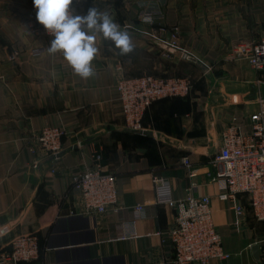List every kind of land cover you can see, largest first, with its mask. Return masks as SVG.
Listing matches in <instances>:
<instances>
[{
    "label": "crops",
    "instance_id": "crops-1",
    "mask_svg": "<svg viewBox=\"0 0 264 264\" xmlns=\"http://www.w3.org/2000/svg\"><path fill=\"white\" fill-rule=\"evenodd\" d=\"M73 1L77 14L93 7L109 13L135 47L121 55L97 32L94 71L81 78L62 52L47 51L50 38L31 30L39 24L32 0H0V252L28 233L38 238L40 256L21 264H174L167 234L173 205L154 201L153 178L160 177L174 200L209 196L213 224L231 254L220 264L263 260L264 221L255 220L243 197L244 214L236 215L207 174L223 127L236 122L247 129L264 98V75L240 53L264 40V0H147L157 4L150 23L141 17L143 0ZM170 42L195 61L167 52ZM35 48L39 54L31 53ZM145 73L192 83L187 96L151 103L141 119L146 134L126 130L115 89L120 77ZM52 125L65 130L60 154L31 153L34 135ZM95 154L115 175L117 211L85 213L71 188L72 175L91 167ZM138 203L143 212L133 217ZM133 219L134 236H120V223Z\"/></svg>",
    "mask_w": 264,
    "mask_h": 264
},
{
    "label": "built area",
    "instance_id": "built-area-1",
    "mask_svg": "<svg viewBox=\"0 0 264 264\" xmlns=\"http://www.w3.org/2000/svg\"><path fill=\"white\" fill-rule=\"evenodd\" d=\"M30 1V0H29ZM145 7V16L153 19L157 4L147 0L140 1ZM33 11L36 9L33 7ZM39 23V22H38ZM31 30L42 33L46 38L53 36L42 25L30 24ZM171 46L175 47L170 42ZM176 48V47H175ZM177 49V48H176ZM35 48L32 54H39ZM250 66L264 75V40L247 44L241 48ZM17 54L13 52L12 59ZM118 99L122 105V116L126 129L143 130L142 117L152 102L162 97L187 96L192 83L186 76H155L152 74L120 77L116 84ZM249 126L242 130L238 123H228L221 131L216 154L208 161L214 171L208 172L210 181L219 186V197L228 202L236 215L243 216L245 206L241 197L246 199L248 208L256 221H264V98H260L257 111L249 114ZM65 130L60 125L44 126L35 135L29 147L33 154L56 155L62 150V136ZM101 155L95 154L93 164L71 177V188L76 192L82 211L85 213H104L117 211L118 191L115 175L103 171ZM182 165L192 176L193 168L187 156L182 157ZM154 201L157 204L173 205V223L167 229L172 250L171 262L174 264H220L231 257L222 246V237L213 224L209 196L187 193L180 199L172 198V186L166 178L154 177ZM143 205L133 207V217L140 216ZM134 219L120 223L119 235L134 236ZM124 226L130 229L124 230ZM38 238L32 234L21 233L15 236L9 248L0 252V264H21L37 260L40 256ZM253 264H264L263 260Z\"/></svg>",
    "mask_w": 264,
    "mask_h": 264
},
{
    "label": "clouds",
    "instance_id": "clouds-1",
    "mask_svg": "<svg viewBox=\"0 0 264 264\" xmlns=\"http://www.w3.org/2000/svg\"><path fill=\"white\" fill-rule=\"evenodd\" d=\"M32 3L37 22L53 36L47 51L62 52L73 72L81 78H88L94 71L92 61L98 52L95 43L97 32L110 39L121 55L135 47L127 28L118 24L107 12L93 7L85 14H75L71 7L73 0H32ZM144 22L150 23L151 17L145 16Z\"/></svg>",
    "mask_w": 264,
    "mask_h": 264
},
{
    "label": "water",
    "instance_id": "water-1",
    "mask_svg": "<svg viewBox=\"0 0 264 264\" xmlns=\"http://www.w3.org/2000/svg\"><path fill=\"white\" fill-rule=\"evenodd\" d=\"M170 36V32H168V37ZM169 39V38H168ZM164 49L167 51V52H169V53H171V54H173V55H179V56H181V57H183V58H185V59H188V60H191V61H195V58L193 57H191V56H189V55H186L184 52H182L180 49H176L175 47H173V46H171V45H169V44H167V45H165L164 46ZM198 65L201 67V68H204L203 67V65H201V64H199L198 63ZM127 131H135V132H140V133H144V134H146L147 132L146 131H144V130H129V129H126ZM60 153H58V154H56L57 156L59 155ZM50 156H53V155H50ZM252 250H253V252H254V254L255 255H257L258 254V250H259V247H258V245L257 244H253L252 246Z\"/></svg>",
    "mask_w": 264,
    "mask_h": 264
},
{
    "label": "rangeland",
    "instance_id": "rangeland-1",
    "mask_svg": "<svg viewBox=\"0 0 264 264\" xmlns=\"http://www.w3.org/2000/svg\"><path fill=\"white\" fill-rule=\"evenodd\" d=\"M73 4H74V1H73V3H72V5H71V7L73 8ZM73 10H74V13L76 12L75 11V9L73 8ZM75 14H77V12L75 13ZM186 54V53H185ZM186 55H188V54H186ZM190 56V55H189ZM183 58V57H182ZM185 59V58H184Z\"/></svg>",
    "mask_w": 264,
    "mask_h": 264
}]
</instances>
